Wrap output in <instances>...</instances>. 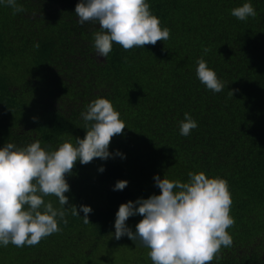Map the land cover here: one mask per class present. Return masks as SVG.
<instances>
[{
	"label": "trees",
	"instance_id": "trees-1",
	"mask_svg": "<svg viewBox=\"0 0 264 264\" xmlns=\"http://www.w3.org/2000/svg\"><path fill=\"white\" fill-rule=\"evenodd\" d=\"M78 2L17 0L19 13L0 4V147L39 139L56 149L84 138L81 112L103 97L127 126L109 150L126 158L77 162L66 176L69 204L91 206L90 223L68 210L61 231L34 246L0 247V256L9 252L22 264L112 263L107 255L120 253L122 242L130 264H153L139 241L115 238L119 206L160 194L156 175L187 182L189 172L203 171L228 181L235 219L232 246L211 264H264V0H252L257 15L246 21L231 15L245 0H149L170 38L130 50L114 43L106 59L94 48L100 25L78 23ZM201 57L225 81L221 92L198 79ZM185 113L198 122L188 136L180 134ZM119 180L129 183L114 191ZM45 199L60 207L54 195ZM141 219L127 223L135 231Z\"/></svg>",
	"mask_w": 264,
	"mask_h": 264
},
{
	"label": "clouds",
	"instance_id": "clouds-1",
	"mask_svg": "<svg viewBox=\"0 0 264 264\" xmlns=\"http://www.w3.org/2000/svg\"><path fill=\"white\" fill-rule=\"evenodd\" d=\"M12 7L14 13L23 12L17 0H0ZM78 23L97 21L100 30L94 33V48L106 59L117 43L125 50L144 48L147 44L170 38L171 30L162 26L153 14L149 0H79L75 7ZM231 15L246 21L257 15L252 0L231 10ZM34 47L39 48V43ZM205 53L209 49L204 50ZM196 74L207 89L219 93L225 87L216 71L203 58L197 60ZM233 96V91L229 90ZM86 122L84 138L65 141L56 149L42 146L35 139L27 146L5 143L0 147V247L34 246L43 238L61 231L59 224L68 223V210L90 223L91 206L69 204L70 184L66 176L72 174L76 163L88 164L95 158L107 161L125 154L109 150L110 142L127 127L121 114L107 98H97L81 112ZM198 127L190 113L180 121V134L188 136ZM100 173L105 171L101 165ZM187 182L172 180L165 175L154 176L160 194L122 203L116 213L114 236H127L149 249L153 264H211L219 261L222 248L231 247L233 236L228 231L234 226L231 215L233 203L228 181L209 177L203 171L189 172ZM129 181L119 180L113 190L126 188ZM50 195L58 198L60 207H54ZM66 205H68L66 207ZM141 216L135 231L127 221Z\"/></svg>",
	"mask_w": 264,
	"mask_h": 264
},
{
	"label": "rangeland",
	"instance_id": "rangeland-1",
	"mask_svg": "<svg viewBox=\"0 0 264 264\" xmlns=\"http://www.w3.org/2000/svg\"><path fill=\"white\" fill-rule=\"evenodd\" d=\"M92 162L86 164V166H89ZM121 244H122L121 252H123V253H121V252L117 253V252L114 251V253H110V254L107 255L108 257L114 256L113 257V262L114 263L113 262L109 263L110 260H105V259L101 258V261H100L99 264H101V263L102 264H130L127 261L128 258H123L122 255H131V251L124 245V243L121 242ZM123 248H125V249H123ZM105 249H106V246H104L100 250V252L104 251ZM105 254H107V252ZM98 255H100V254H98ZM0 261L3 264H22V262L19 259H17L16 257L12 256L9 252H7L5 256H0Z\"/></svg>",
	"mask_w": 264,
	"mask_h": 264
}]
</instances>
